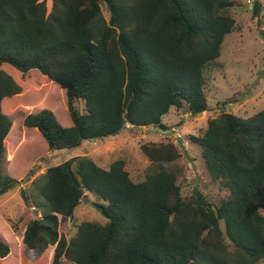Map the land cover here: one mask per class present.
<instances>
[{
  "label": "trees",
  "instance_id": "1",
  "mask_svg": "<svg viewBox=\"0 0 264 264\" xmlns=\"http://www.w3.org/2000/svg\"><path fill=\"white\" fill-rule=\"evenodd\" d=\"M235 1L51 0L48 9L47 0H0V66L16 77L35 70L52 82L71 121L65 127L43 108L24 118V128L56 152L115 137L127 126L165 130L171 108L193 117L208 111L203 74L234 29L228 10ZM252 11H261L258 2ZM21 92L0 70V196L33 175L18 180L4 172L15 121L2 104ZM191 142L209 179L226 192L218 204L199 188L182 191L166 168L180 157L173 144L141 146L150 164L139 183L122 160L103 169L87 156L73 157L35 182L45 201L40 217L21 193L26 208L17 223L9 228L0 220V264L33 261L53 246L49 264L264 261V110L248 118L222 113ZM88 194L105 223L84 221L64 238L59 223L71 221Z\"/></svg>",
  "mask_w": 264,
  "mask_h": 264
},
{
  "label": "rangeland",
  "instance_id": "2",
  "mask_svg": "<svg viewBox=\"0 0 264 264\" xmlns=\"http://www.w3.org/2000/svg\"><path fill=\"white\" fill-rule=\"evenodd\" d=\"M254 1L261 7L257 16L252 11ZM47 5L50 9L51 0H47ZM228 14L234 19V29L225 37L219 58L208 64L203 74L208 111L193 117L184 109L171 108L162 119L165 130L155 126H127L115 137L84 141L75 149L49 152L38 135L24 128L23 120L28 114L46 108L54 113L61 125L70 126L66 107L60 99L63 92L45 77L38 76L35 70L24 77H16V70L12 68L11 72L9 67L0 66V70L8 72L22 88L21 94L2 104L3 112L15 121L11 138L7 140L4 172L18 180L30 170L33 172L28 181L0 196V220L9 228L17 223V217L26 208L22 194L29 203L31 213L40 217L46 208L45 201L35 189V182L47 168L73 157L87 156L103 169H108L114 161L122 160L131 181L142 182L150 164L141 151L142 145L173 144L180 157L166 168L176 172L182 191L189 194L193 188H199L208 203L218 204L226 192L207 176L200 156L201 149L191 142V137L201 136L207 121L222 113L248 118L264 110V0H236ZM103 15L108 19L106 10H103ZM78 108H82L80 103ZM87 200L78 206L71 221L59 223L58 231L64 238L73 237L76 227L84 221L105 223L98 209L90 204L96 199L88 194ZM13 237L20 247V238L16 234ZM54 248H48L33 261L21 259L19 255L20 263L49 264ZM259 264H264V261Z\"/></svg>",
  "mask_w": 264,
  "mask_h": 264
}]
</instances>
